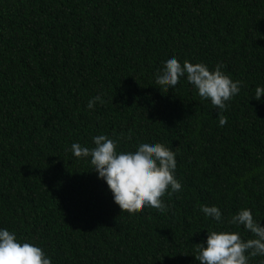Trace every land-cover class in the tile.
Returning a JSON list of instances; mask_svg holds the SVG:
<instances>
[{"label":"trees","instance_id":"trees-1","mask_svg":"<svg viewBox=\"0 0 264 264\" xmlns=\"http://www.w3.org/2000/svg\"><path fill=\"white\" fill-rule=\"evenodd\" d=\"M223 64L243 81L221 115L162 61ZM264 0H0V228L52 264H199L207 229L250 208L264 224ZM101 95L103 103L87 108ZM148 140L176 152L168 208L127 213L72 143ZM216 205L223 224L200 205ZM264 257L251 258L261 264Z\"/></svg>","mask_w":264,"mask_h":264},{"label":"clouds","instance_id":"clouds-1","mask_svg":"<svg viewBox=\"0 0 264 264\" xmlns=\"http://www.w3.org/2000/svg\"><path fill=\"white\" fill-rule=\"evenodd\" d=\"M217 64L214 69L202 63L169 56L155 72V83L168 89L175 88L186 79L201 100L210 101L220 110L219 125L227 120L221 113L228 102L239 94L243 81L233 80ZM254 99L264 98V86L255 88ZM101 95L88 101L87 108L94 110ZM93 147L72 143L70 151L76 158H90V164L98 178L106 182L113 201L123 212H140L144 207L165 212L168 208L162 197L182 190L176 178V152L160 142L148 140L134 145L133 150L118 151L119 141L105 134L92 137ZM205 218L223 224L221 209L216 205H200ZM229 224L243 227L251 239H243L240 232L228 228L207 229V239L199 244L196 260L199 264H249L251 258L264 257V224L254 217L250 208H241L233 214ZM0 264H52L51 257L38 244L21 240L15 231L0 228ZM264 264V261L261 262Z\"/></svg>","mask_w":264,"mask_h":264}]
</instances>
